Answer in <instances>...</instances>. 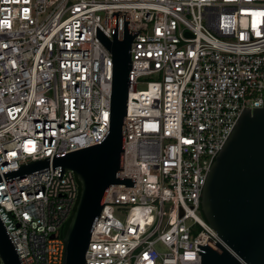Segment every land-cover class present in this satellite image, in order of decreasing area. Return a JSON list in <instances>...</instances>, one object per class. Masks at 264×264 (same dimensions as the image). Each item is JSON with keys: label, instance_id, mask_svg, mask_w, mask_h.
Wrapping results in <instances>:
<instances>
[{"label": "built area", "instance_id": "built-area-1", "mask_svg": "<svg viewBox=\"0 0 264 264\" xmlns=\"http://www.w3.org/2000/svg\"><path fill=\"white\" fill-rule=\"evenodd\" d=\"M118 12L139 31L117 173L136 181L108 189L85 264H201L217 236L207 173L243 110L264 106V0H0V174L102 141L112 56L97 30L112 40ZM79 192L58 167L0 183L21 264H62Z\"/></svg>", "mask_w": 264, "mask_h": 264}, {"label": "water", "instance_id": "water-1", "mask_svg": "<svg viewBox=\"0 0 264 264\" xmlns=\"http://www.w3.org/2000/svg\"><path fill=\"white\" fill-rule=\"evenodd\" d=\"M129 14L112 15V40L97 38L112 56L109 131L94 146L27 164L0 174V183L58 167L71 171L80 192L65 232L62 264H85V255L107 191L135 187L136 179H118L123 171L131 43ZM200 211L217 236L199 246L201 264H264V106L244 109L210 167L200 196ZM0 258L21 264L0 219Z\"/></svg>", "mask_w": 264, "mask_h": 264}, {"label": "trees", "instance_id": "trees-1", "mask_svg": "<svg viewBox=\"0 0 264 264\" xmlns=\"http://www.w3.org/2000/svg\"><path fill=\"white\" fill-rule=\"evenodd\" d=\"M71 218V217H70ZM70 219L66 222V224L62 227L60 231V238H64L65 232L67 230L68 224H69Z\"/></svg>", "mask_w": 264, "mask_h": 264}, {"label": "rangeland", "instance_id": "rangeland-1", "mask_svg": "<svg viewBox=\"0 0 264 264\" xmlns=\"http://www.w3.org/2000/svg\"><path fill=\"white\" fill-rule=\"evenodd\" d=\"M138 90H139V91H144V87H139ZM168 208H169V207L166 205V208H165L166 213H167V211H168ZM199 214H200V213H199ZM115 215H116L117 217H119L120 219L123 218V215H121V214H117V213H115ZM200 215H201V214H200Z\"/></svg>", "mask_w": 264, "mask_h": 264}]
</instances>
